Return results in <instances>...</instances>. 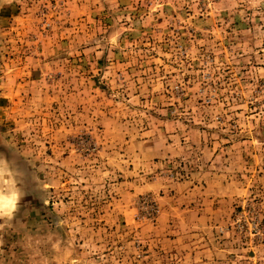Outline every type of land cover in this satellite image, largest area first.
Returning a JSON list of instances; mask_svg holds the SVG:
<instances>
[{"label": "rangeland", "instance_id": "obj_1", "mask_svg": "<svg viewBox=\"0 0 264 264\" xmlns=\"http://www.w3.org/2000/svg\"><path fill=\"white\" fill-rule=\"evenodd\" d=\"M0 161V264H264V0H0Z\"/></svg>", "mask_w": 264, "mask_h": 264}, {"label": "clouds", "instance_id": "obj_2", "mask_svg": "<svg viewBox=\"0 0 264 264\" xmlns=\"http://www.w3.org/2000/svg\"><path fill=\"white\" fill-rule=\"evenodd\" d=\"M257 3L261 2V0H256ZM5 161H0V164H4ZM7 175L11 177V172H8ZM5 171L0 169V184L12 185L13 181L11 179L5 180ZM20 195L19 192H13L11 196H3L2 189H0V208L3 209L0 212V215H8L11 217V214L15 212V205L19 203Z\"/></svg>", "mask_w": 264, "mask_h": 264}]
</instances>
